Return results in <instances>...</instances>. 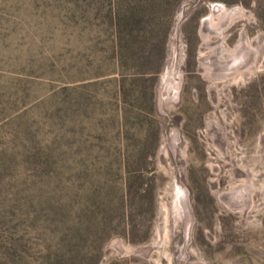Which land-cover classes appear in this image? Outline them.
<instances>
[{"label":"rangeland","instance_id":"obj_1","mask_svg":"<svg viewBox=\"0 0 264 264\" xmlns=\"http://www.w3.org/2000/svg\"><path fill=\"white\" fill-rule=\"evenodd\" d=\"M175 1L0 0V264H264V0Z\"/></svg>","mask_w":264,"mask_h":264},{"label":"trees","instance_id":"obj_2","mask_svg":"<svg viewBox=\"0 0 264 264\" xmlns=\"http://www.w3.org/2000/svg\"><path fill=\"white\" fill-rule=\"evenodd\" d=\"M177 3V0L174 2V6H175V4ZM154 8L155 9H157L155 6H154ZM152 9L150 8V11H151ZM149 11V12H150ZM137 12V11H136ZM138 12H140L141 14H142V10H139ZM138 12H137V14L135 15V16H137L138 15ZM115 22L117 23V29H118V32L119 33H124L125 31H128V30H130V29H133L134 27H136L133 23H130V22H127L126 21V18H124L123 16H121L120 14H117L116 16H115ZM146 27V26H145ZM142 27L141 26H139V28H137V30L138 29H141ZM149 29V23L147 24V30ZM139 33V32H138ZM141 42H143V41H141Z\"/></svg>","mask_w":264,"mask_h":264}]
</instances>
